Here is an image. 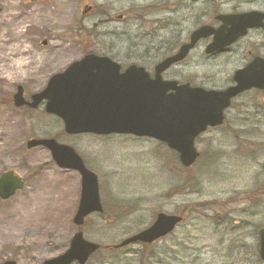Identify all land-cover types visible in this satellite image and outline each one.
I'll return each instance as SVG.
<instances>
[{
  "label": "rangeland",
  "instance_id": "rangeland-1",
  "mask_svg": "<svg viewBox=\"0 0 264 264\" xmlns=\"http://www.w3.org/2000/svg\"><path fill=\"white\" fill-rule=\"evenodd\" d=\"M195 1L174 12L171 0H0V174L13 170L24 180L21 190L0 199V261L41 264L61 254L76 232L79 175L58 168L45 148L25 146L30 138L54 137L72 146L98 178L104 210L86 218L87 240L115 245L158 212L184 215L150 247L132 244L111 260L102 249L86 264H134L141 251L153 253L154 264H263L264 91L251 89L233 100L224 123L196 139L199 157L189 169L153 138L66 135L43 104L16 108L11 101L17 85L28 98L87 52L150 71L213 15L264 12V0ZM199 9L206 17L201 23ZM248 50L264 57L262 30L216 56L197 47L163 77L222 89Z\"/></svg>",
  "mask_w": 264,
  "mask_h": 264
},
{
  "label": "water",
  "instance_id": "water-1",
  "mask_svg": "<svg viewBox=\"0 0 264 264\" xmlns=\"http://www.w3.org/2000/svg\"><path fill=\"white\" fill-rule=\"evenodd\" d=\"M216 19L221 22L218 27L200 26L191 32L189 40L176 53L159 61L153 77L142 66L130 64L121 71L120 65L109 57L87 53L63 71L53 74L46 86L30 95L28 101L23 97L22 86L17 85L13 104L36 108L44 101L45 112L60 118L63 131L70 135L129 134L153 138L175 151L181 165L188 168L199 155L194 145L196 137L207 127L222 124L224 110L232 98L251 88L264 89V59L259 56L236 70L232 76L234 84L222 90L162 78V73L183 60L200 39L211 38L204 50L211 55L245 36L249 29L264 30V13L259 11L221 14ZM37 146L46 148L59 168L75 171L80 176L79 201L73 224L80 228L89 214L101 213L97 176L86 168L75 150L55 138L26 141L28 149ZM23 185L14 171L3 172L0 199L10 198ZM181 219L178 215L160 212L148 227L123 239L117 247L137 242L151 243L170 233ZM99 246L86 240L78 229L61 254L41 264H85ZM259 256L264 263V227L259 231ZM0 264L16 262L8 259Z\"/></svg>",
  "mask_w": 264,
  "mask_h": 264
},
{
  "label": "flooded vegetation",
  "instance_id": "flooded-vegetation-1",
  "mask_svg": "<svg viewBox=\"0 0 264 264\" xmlns=\"http://www.w3.org/2000/svg\"><path fill=\"white\" fill-rule=\"evenodd\" d=\"M193 1H195V0H193ZM199 3V5L201 6V5H204L205 4V0H197ZM196 2V1H195ZM169 3H171L172 4V7L173 8H176V9H174L173 11L174 12H176V11H178L180 8H187V7H191V4H192V0H171V2H168V4ZM200 11H199V13H198V16H197V20H198V23H201L203 20H205L206 19V17L203 15V11H202V9H199ZM218 14V13H217ZM217 14H215V15H213L210 19H211V22H209V23H203V24H210V25H212V26H214V27H216V26H218L219 25V21H217L216 19H215V16L217 15ZM118 17H121V15H119ZM202 24V25H203ZM200 25V24H199ZM197 28V27H196ZM196 28H194L193 30H195ZM193 30H191L190 32H189V34H188V36H187V38L185 39V41H187L188 39H189V35H190V33L193 31ZM256 30H258V29H256ZM264 32V31H263ZM207 39H202V40H199L198 42H197V44L195 45V47L193 48V50L191 51V52H193V51H195L196 49H197V47L198 48H200V47H202V49H204L205 47H206V44H207ZM240 41V40H239ZM239 41H237L235 44H237ZM235 44H233L232 45V47L233 46H235ZM181 45V43L180 44H178V45H176V46H174L172 49H171V51L169 52V54H173L177 49H178V47ZM232 47H230L229 48V50L232 48ZM228 49H224V50H222L221 52H218V53H216L217 55H219V53H224V52H226ZM204 53V52H203ZM213 55H215V54H213ZM255 55H257L256 53H254L252 50H248L247 52H246V57H247V61L242 65V66H244L246 63H248L249 61H250V59L253 57V56H255ZM207 56V55H206ZM216 56V55H215ZM210 57H212V56H210ZM184 61V60H183ZM183 61H181V62H179V63H182ZM179 63H177V64H179ZM177 64H175V65H177ZM121 65V64H120ZM174 65V66H175ZM121 70H123L125 67H123L122 65H121ZM173 67V66H172ZM171 68V67H170ZM169 68V69H170ZM149 73H150V76H153V68L149 71ZM179 83H185V82H187V83H189L188 81H185V82H181V81H178ZM190 84V83H189ZM190 85H192V84H190ZM210 129H213V128H210Z\"/></svg>",
  "mask_w": 264,
  "mask_h": 264
},
{
  "label": "trees",
  "instance_id": "trees-1",
  "mask_svg": "<svg viewBox=\"0 0 264 264\" xmlns=\"http://www.w3.org/2000/svg\"><path fill=\"white\" fill-rule=\"evenodd\" d=\"M104 207V206H103ZM99 215H102V213L101 214H99ZM141 246H142V249H145V248H148V247H150L151 245H142L141 244ZM127 247V246H126ZM123 248H125V247H123ZM123 248H106V247H102V246H100V249L98 250V251H96L91 257H90V259L89 260H91V259H93L94 257H97V256H99L100 254H101V250L102 249H105V252H106V250H107V257L111 260L112 258H116V253H118V252H120V251H122V249ZM153 256H154V254L153 253H150V254H145V253H143L142 251H141V253L139 254V256H138V259H137V261H136V263H134V264H154V263H157V262H155V261H151V258H153ZM108 258H107V260H108ZM163 262V261H162ZM164 263V262H163ZM110 264H111V262H110ZM193 264V263H192Z\"/></svg>",
  "mask_w": 264,
  "mask_h": 264
}]
</instances>
